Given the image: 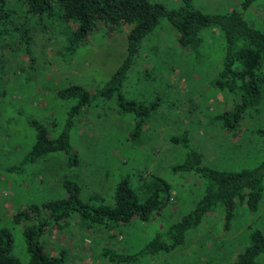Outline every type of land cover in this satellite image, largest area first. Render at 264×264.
<instances>
[{"label": "rangeland", "instance_id": "rangeland-1", "mask_svg": "<svg viewBox=\"0 0 264 264\" xmlns=\"http://www.w3.org/2000/svg\"><path fill=\"white\" fill-rule=\"evenodd\" d=\"M176 7L181 0H150ZM203 13L239 9L240 0H191ZM13 18L27 22L19 30L0 31V227L12 235L11 253L27 260L20 223L12 213L31 202L65 195L62 181L71 178L81 185V197L99 193L111 204L116 183L129 176L138 185L140 176L158 174L172 184L170 201L147 221L134 219L125 225L100 230L68 219L58 230L44 232L40 241L51 254L64 252L63 264H110L101 247L134 252L155 231H165L169 222L187 212L203 193L201 179L171 166L182 160L186 147L170 136L187 131L189 144L203 154L204 163L223 170L258 165L264 159V98L242 124L224 127L214 117L230 110L236 98L213 87L220 69L222 38L215 29L202 31V42L192 49L180 45L172 27L160 18L145 35L134 56L121 89L128 99L153 102L152 111L137 137H130L135 114L121 112L114 100L97 96L125 56L127 28L106 31L102 27L74 48L69 32L56 12L26 17L18 2ZM28 16V15H27ZM245 21L264 33V0H256L242 13ZM13 22V20L11 21ZM10 20L0 29L10 27ZM77 84L96 95L71 129L72 149L78 164L67 165L64 152L48 154L35 163H23L34 142L35 130L28 120L39 121L58 134L71 101L55 98V91ZM264 95V93H263ZM259 229L264 237V196L257 210L238 202L225 225L222 209L216 207L187 231L184 242L168 250L147 254L129 264H231L248 244V234ZM163 237L166 238L165 234ZM264 264V252L256 258Z\"/></svg>", "mask_w": 264, "mask_h": 264}, {"label": "trees", "instance_id": "trees-1", "mask_svg": "<svg viewBox=\"0 0 264 264\" xmlns=\"http://www.w3.org/2000/svg\"><path fill=\"white\" fill-rule=\"evenodd\" d=\"M12 1L24 7L21 17H40L55 11L57 20L65 24L70 34V49L97 32L98 28L106 31L127 28L125 56L97 96L114 100L115 107L121 112L135 114L130 137H137L141 133L146 119L156 107L153 102L146 105L126 98L121 89L143 38L160 18H164L172 27L177 42L191 50L201 44L202 31L215 29L221 35L220 69L213 87L236 99L230 110H223L214 117L216 122L228 128L237 127L252 109L258 111L263 101L264 33L251 26L242 16L256 0H240L239 9L223 13H203L193 6L191 0H181L171 9L150 0H0V26L10 20V27L0 29L1 32L19 30L27 22L28 18L20 21L18 17H12L18 13L9 6ZM54 96L60 101L72 102L65 113L64 125L55 135L52 127L28 120L35 130V137L23 163H35L50 153L64 152L67 165L78 164L77 154L71 145V129L96 95L80 85L69 84L56 90ZM255 131L264 138V127ZM170 140L186 147L183 159L171 166L172 171L196 175L202 180L203 193L187 212L169 222L165 231H155L138 250L124 253L101 247V257L112 264H129L147 254L182 244L187 231L195 228L203 216L216 207L222 209L227 225L238 202L245 204L250 211L260 206L264 196V159L251 168L218 169L204 163L203 154L189 144L187 131L171 135ZM62 185L64 196L31 202L11 215L12 223L21 225L27 254L25 262H20L11 253L10 230L0 227V264H63V250L56 254L49 253L40 241L41 234L63 228L73 216H77L87 227L92 225L100 230L125 225L136 218L145 222L170 201L172 189V184L158 174L140 176L138 185L131 184L129 176H125L115 185L112 203L106 204L99 193H93L89 199L83 200L81 185L74 179L65 178ZM261 252H264V237L259 229H253L248 234V244L231 264H258L255 258Z\"/></svg>", "mask_w": 264, "mask_h": 264}, {"label": "crops", "instance_id": "crops-1", "mask_svg": "<svg viewBox=\"0 0 264 264\" xmlns=\"http://www.w3.org/2000/svg\"><path fill=\"white\" fill-rule=\"evenodd\" d=\"M124 253H128V252H126V251H123ZM130 253V252H129ZM143 257H145V256H143ZM110 263V262H109ZM110 264H112V263H110Z\"/></svg>", "mask_w": 264, "mask_h": 264}]
</instances>
